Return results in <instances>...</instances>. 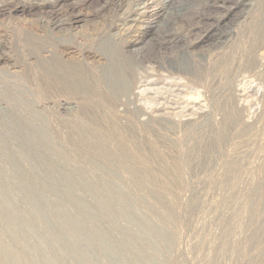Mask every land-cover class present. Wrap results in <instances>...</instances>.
Here are the masks:
<instances>
[{
    "label": "rangeland",
    "instance_id": "rangeland-1",
    "mask_svg": "<svg viewBox=\"0 0 264 264\" xmlns=\"http://www.w3.org/2000/svg\"><path fill=\"white\" fill-rule=\"evenodd\" d=\"M161 1L0 0V264H264V0Z\"/></svg>",
    "mask_w": 264,
    "mask_h": 264
},
{
    "label": "bare ground",
    "instance_id": "bare-ground-1",
    "mask_svg": "<svg viewBox=\"0 0 264 264\" xmlns=\"http://www.w3.org/2000/svg\"><path fill=\"white\" fill-rule=\"evenodd\" d=\"M137 1V0H136ZM144 1V0H143ZM159 1H161V0H152V3L153 4H155V3H157V2H159ZM161 4H162V8L161 9H159V11H160V13L161 14H159L160 16H164L165 14H166V10L167 11H170V8H171V5L169 6V4H168V2H166V4L163 2V1H161L160 2ZM13 4V3H12ZM15 5H16V3H15ZM237 6V5H236ZM2 9H0V10H3L4 8L5 9H7V10H9V12L10 11H17L18 12V9H16V7L15 6H12L10 3H7V4H5V5H2V6H0ZM147 8V7H146ZM23 12V11H22ZM157 16V15H156ZM67 25V24H66ZM151 26V25H150ZM62 27V23H59V22H56V23H54V28L56 29V30H58V29H62L61 28ZM146 27H147V25H146ZM145 26H144V28H146ZM143 28V29H144ZM138 29V28H137ZM146 35V34H145ZM9 36V35H8ZM1 43V42H0ZM67 48V47H66ZM68 49H69V47H68ZM71 49V48H70ZM64 51V50H63ZM72 52V51H71ZM74 52V51H73ZM72 52V53H73ZM69 53V52H68ZM71 53V54H72ZM75 53V52H74ZM8 57H2V56H0V62H2V63H4L5 61H7V60H9V58L7 59ZM14 71V70H13ZM69 77V76H68ZM173 80V79H172ZM166 82V81H165ZM149 83H150V81H149ZM148 83V84H149ZM151 84V83H150ZM145 85H146V83H145ZM144 84H143V86H145ZM151 86V85H150ZM167 86V85H166ZM184 99V98H183Z\"/></svg>",
    "mask_w": 264,
    "mask_h": 264
}]
</instances>
